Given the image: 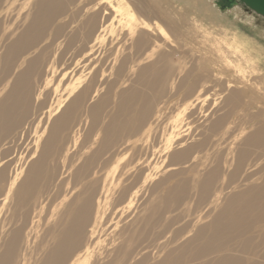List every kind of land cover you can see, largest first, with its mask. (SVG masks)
Segmentation results:
<instances>
[{
  "label": "bare ground",
  "instance_id": "obj_1",
  "mask_svg": "<svg viewBox=\"0 0 264 264\" xmlns=\"http://www.w3.org/2000/svg\"><path fill=\"white\" fill-rule=\"evenodd\" d=\"M177 3L0 0V264H264V59L188 25L264 18Z\"/></svg>",
  "mask_w": 264,
  "mask_h": 264
},
{
  "label": "rangeland",
  "instance_id": "obj_2",
  "mask_svg": "<svg viewBox=\"0 0 264 264\" xmlns=\"http://www.w3.org/2000/svg\"><path fill=\"white\" fill-rule=\"evenodd\" d=\"M182 1L184 2L185 0H178L177 4H180L179 2ZM171 2V0H170ZM223 1L222 0H213V6L214 7H223L224 5H220ZM235 2H239L238 4H242L240 3L239 0H235ZM239 8L238 13L240 12H246L245 16H240L238 15L236 16H230L229 21H231L232 24L235 23V19L237 18L238 21L240 22V24L232 25V29L235 30H227L224 27H215L214 25L210 24V25H206V26H202L200 24L198 25H194L192 21H189L188 25L190 28H192V30L194 32L198 31L200 33V35L202 37L198 38V42H200V46H196L193 45V49L196 51L198 50L199 55H203V57H208L211 59L216 60L217 64H214L213 67L218 68V70L224 71L226 73L230 72L231 75L234 74V70L232 67L226 65L225 63V59L224 56H226L228 54V50L231 51L228 46L232 44L233 40H234V35L233 34H237V38L238 39H247L249 41L252 42V57L255 58V61H263L262 59H264V45L263 44H259L258 42H260V40H263V36H264V25L261 23V20L258 18H254L252 17V14L248 12V9L246 8H242L241 7H236ZM226 12H224L226 16L230 15V11L227 12V9H230L229 6H225ZM151 11H154L153 9ZM223 13V12H222ZM153 16V15H152ZM154 17V16H153ZM154 20H156V18L154 17ZM159 21H161V19H159ZM250 23H252V28L255 27V29L258 30H251L250 28L247 27V25H249ZM260 25V26H259ZM203 36H206L205 38H203ZM260 39V40H258ZM217 41V43L219 42V45H215L216 43L214 41ZM258 41V42H257ZM196 48V49H195ZM201 48V49H199ZM264 67V66H263ZM229 74V75H230ZM236 76V75H234ZM252 78L257 79V78H261L259 81H262V85H264V72H261L260 70L256 69L254 72L252 71ZM258 81V80H257ZM254 85V81L252 82ZM259 83V82H258ZM256 84V82H255ZM257 86V85H256ZM256 86L254 85L253 87L256 88ZM258 87V86H257ZM260 88V86H259ZM264 91V90H263ZM254 97L252 99V102L257 101L256 100V96H252ZM35 118V117H34ZM38 121L36 120L30 127V131H29V135L23 140L21 146L22 149H24L28 143L30 142L31 137L34 134V131L37 127ZM169 185H166L162 188L159 189V191L161 190H165V188L168 189Z\"/></svg>",
  "mask_w": 264,
  "mask_h": 264
},
{
  "label": "water",
  "instance_id": "obj_3",
  "mask_svg": "<svg viewBox=\"0 0 264 264\" xmlns=\"http://www.w3.org/2000/svg\"><path fill=\"white\" fill-rule=\"evenodd\" d=\"M229 7L235 4V0H222ZM247 8L264 18V0H239Z\"/></svg>",
  "mask_w": 264,
  "mask_h": 264
}]
</instances>
